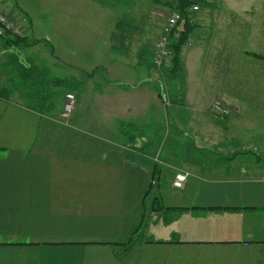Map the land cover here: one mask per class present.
I'll list each match as a JSON object with an SVG mask.
<instances>
[{
    "label": "crops",
    "instance_id": "1",
    "mask_svg": "<svg viewBox=\"0 0 264 264\" xmlns=\"http://www.w3.org/2000/svg\"><path fill=\"white\" fill-rule=\"evenodd\" d=\"M15 2L0 9L24 22L34 43L7 47L2 62L17 66L24 50L33 51L23 64L66 80L76 105L69 116L42 114L13 93L0 96V264H264V122L246 132L239 117L206 118L217 99L264 109V20H253L264 0L224 5L243 16L227 25L218 57L225 69L210 82L198 45L207 39L195 28L193 49L182 51L187 64L192 53L194 70L185 67L181 101L168 107L146 59L153 54L146 2L139 16L128 6L106 9L103 0H50L49 19ZM41 45L50 50L38 57ZM43 58L49 67L40 66ZM143 126L141 139H129L127 128ZM130 142L153 155L161 148L168 164L132 158ZM176 170L188 173L181 187L173 184Z\"/></svg>",
    "mask_w": 264,
    "mask_h": 264
},
{
    "label": "rangeland",
    "instance_id": "2",
    "mask_svg": "<svg viewBox=\"0 0 264 264\" xmlns=\"http://www.w3.org/2000/svg\"><path fill=\"white\" fill-rule=\"evenodd\" d=\"M19 1V0H18ZM125 0L121 1V0H103L104 5L106 6V9H110L112 7L115 6H120V7H127L128 8H132L131 10H138L139 8H141L140 5L142 2H146L145 6H144V12H149V28L152 32V35L149 36V48H152V57L150 54V51L146 53V59L149 61V64H151L149 67V71L151 70V73L153 75V77L160 79V82L158 80H156L157 82H155L154 84V88L157 89H162L161 91V96H162V102L164 104L165 107L168 106H172L177 104V102L179 103L180 100V96L182 93V89H183V85L185 84V78H186V68L185 67H189L191 66V72H193V59L192 56L190 54H192L191 52H188V56H189V63L187 64L186 61H184L183 59V52L181 53V58H182V64L184 67V70L182 73H179V75L174 78L169 76L168 71L171 69L172 64H171V58L173 56V48H171V57L170 58H165L162 61L161 65H156L153 63L154 60V55H155V51H156V40L158 39V37L160 36V32H161V28L163 26V24L165 23V18L166 16L173 10V8L163 5V4H157L154 2V0H129L127 3L124 2ZM167 1V0H165ZM15 0H0V8L6 10V9H14L15 8ZM132 4V7H129L128 4ZM231 4V5H235V8L240 9L241 7V3L242 0H218L217 1V8L215 9V7H207L206 8V4H195L199 6V10L196 11L193 14L192 17V22L194 24V30L196 27H198L197 29V36L196 37H203L205 39H207V42H200L198 45H200V48L204 51V58H203V62H202V70L205 72L206 71V78L208 82H210V80H214V71L217 69H225L224 66V60L223 63L222 61L218 58L220 55L219 54H224V48L226 46V39L224 38V33L226 31L227 25L230 22H236V21H240L241 17L243 16V14H241V12H234V13H227L224 9V5L225 4ZM19 4V3H18ZM21 4L26 5L28 8L32 9L33 11H36L37 9H41L44 15L46 16V19H49L50 17L53 16V12H55V7H54V11L51 9V5L50 4V0H21ZM17 5V4H16ZM157 6V7H156ZM145 8L147 10H145ZM156 8V9H154ZM10 11V10H8ZM138 14L140 16V12H143V10H138ZM153 12V13H152ZM34 13V12H33ZM12 14V13H9ZM41 14V13H40ZM148 14V13H147ZM34 15V19L36 21H42L41 18L36 17L35 14ZM255 16V18L253 19L255 22L257 20H264V14H255L253 15ZM140 19V18H139ZM251 19V18H250ZM17 20V19H16ZM110 18L107 17V21H109ZM20 22V21H19ZM23 27H24V36L27 38V28L24 22H21ZM24 23V24H23ZM134 23H137V21H135ZM133 23V24H134ZM253 23V22H252ZM160 28V30L158 29ZM263 27L260 28V30ZM254 31L257 32V27H254ZM194 32V31H193ZM240 36V35H239ZM194 33H192L191 38L189 39L188 43L184 46V47H188L190 46V49H193V45H195V39H194ZM237 38L236 36V31H235V39ZM28 39V38H27ZM210 40L212 41L210 43ZM238 42V41H237ZM153 43V44H152ZM44 44V43H43ZM46 44V43H45ZM193 44V45H192ZM11 45L6 43L2 40L0 42V84L1 86H8V88L10 90H12L13 94L15 95V97L17 98H22L23 95L25 94V90L28 86V84L26 82H24V80H22L19 76H18V70L17 67L12 63H3L5 59L9 58V55H11L9 53V51L7 50V47H10ZM44 47L39 46V53H38V57H40V55L44 54L46 55V52H49V47L50 46H46L43 45ZM183 47V49H184ZM182 49V51H183ZM189 50V49H188ZM30 52L33 53V51H26L24 50V56H22V59L20 58L21 63H25V55H27ZM234 53L235 54H240V49H239V43L238 45L235 44L234 42ZM23 54V53H22ZM31 55V54H30ZM191 56V58H190ZM3 61V62H2ZM42 63H40V66L42 67H49L50 62H47L46 60L41 59ZM151 61V62H150ZM29 63V62H27ZM26 63V64H27ZM35 65V64H33ZM37 65V64H36ZM35 65V66H36ZM66 66L61 67L58 69L57 73H58V77L60 78H65L66 77ZM244 70H240V68H238V72L235 71V74H237V76L235 77L236 81H238L239 83H242V81H244V76L242 75V72H244ZM205 74V73H204ZM251 75V76H250ZM250 75H249V80L250 82L256 84L258 82V75L256 73V71H250ZM261 77V76H260ZM223 80V82L225 81V77L224 75L221 78V81ZM220 81V80H219ZM220 81V82H221ZM219 82V83H220ZM60 90H66L69 88V86L67 84L62 85L60 87H58ZM68 93H72L74 94L73 91H68L65 92L62 96L59 97L60 102H63V106L62 109L60 111H63V115L64 116H69V114H67L65 112V105L67 102V94ZM242 95V94H240ZM255 100H261V95L257 96V94H254ZM75 96V94H74ZM264 96V95H263ZM264 99V98H262ZM235 100H239L242 103V98H240L237 94H235ZM75 105H76V97H75ZM261 105V104H260ZM192 108V107H191ZM194 108L195 106L191 109V112H194ZM240 108H235L232 107L230 104H225L223 100L221 99H217L211 102V104H207L206 105V118L208 119H212L214 120V122H223L224 124V119L225 116L231 115L234 118L235 117H239L238 119L240 120V122H242L241 128L244 129L246 132L247 130H254L255 127L259 126V123L264 122V109L260 108L259 104L253 105V106H249L247 108L241 109ZM74 111V110H73ZM242 119V120H241ZM211 123H213V121H210ZM215 125V123H213ZM167 127V129H169L170 131L172 130V127H175L176 129H178L177 126H168L165 125ZM221 125H219L220 127ZM238 126V125H237ZM171 127V129H170ZM225 126L222 127L221 131H225ZM238 128V127H237ZM247 129V130H246ZM183 130V129H182ZM239 131L238 129L235 130ZM206 135H208V133H205ZM210 138V137H209ZM167 140V139H164ZM162 140V141H164ZM167 141H165L166 143ZM164 143V144H165ZM137 150L141 148L140 145L138 144H133ZM195 149H199L202 150L201 147H196ZM161 150V148H160ZM160 150L158 151V153H156L155 155L152 154V160L155 161L157 164H159L160 166H162L163 164H168L165 160H163L162 158H160ZM208 151H210V149H206ZM176 169V168H175ZM179 170H176L175 175L177 174Z\"/></svg>",
    "mask_w": 264,
    "mask_h": 264
},
{
    "label": "trees",
    "instance_id": "3",
    "mask_svg": "<svg viewBox=\"0 0 264 264\" xmlns=\"http://www.w3.org/2000/svg\"><path fill=\"white\" fill-rule=\"evenodd\" d=\"M154 2L157 4L160 3L169 6L181 13V19L177 27V29L179 28V37L176 40L172 41V67L168 71L169 76L176 78L179 73H182L184 70L181 58L182 49L188 43L194 31V24L192 22L193 16H190L189 9L195 4H205L206 0H154ZM2 39H5L6 43L11 46H29L34 43L29 41L25 37H14L8 35L6 37H3ZM17 66L18 76L28 84L25 90V94L21 98L22 101L24 100V102L29 105L28 107L42 114H52L58 109H62L63 102H60L59 97L62 96L66 92V90H60L58 87L65 85L66 80L59 78H49L46 70L32 64H19ZM56 87V93L52 92ZM12 90H10L8 87H3L0 84L1 97L8 98L12 95ZM130 128L126 129V134L133 142L136 141L137 138L141 139L143 137L144 131L146 130L145 126L132 127L131 129ZM134 131L136 133H133ZM129 145L131 152L133 153L132 158L141 159L148 166L152 165L154 166V168L157 167V163L152 160V154L150 153V151L147 152L146 149L137 150L135 147H133L134 145L131 142L129 143ZM154 173H156V170L154 171ZM131 244V240L124 243L126 247L130 246Z\"/></svg>",
    "mask_w": 264,
    "mask_h": 264
},
{
    "label": "built area",
    "instance_id": "4",
    "mask_svg": "<svg viewBox=\"0 0 264 264\" xmlns=\"http://www.w3.org/2000/svg\"><path fill=\"white\" fill-rule=\"evenodd\" d=\"M199 10L198 5H194L189 9L190 16ZM181 19V13L178 10L171 11L165 18L160 32V36L156 40V51L154 55L153 63L161 65L163 59L171 57L172 41L179 37L178 23ZM24 27L21 22L16 20L12 14L4 12L0 9V38L6 36L22 37L24 36ZM67 102L65 105V112L67 114L73 112L75 108V96L72 93L67 94ZM188 173L184 171H178L175 175L173 184L177 187H181L187 180Z\"/></svg>",
    "mask_w": 264,
    "mask_h": 264
}]
</instances>
